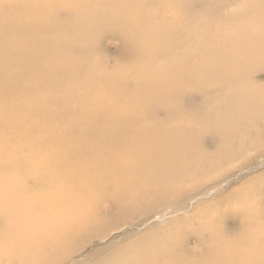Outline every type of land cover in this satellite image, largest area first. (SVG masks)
Wrapping results in <instances>:
<instances>
[{"label": "bare ground", "instance_id": "1", "mask_svg": "<svg viewBox=\"0 0 264 264\" xmlns=\"http://www.w3.org/2000/svg\"><path fill=\"white\" fill-rule=\"evenodd\" d=\"M0 26V264H77L217 189L105 264H264V178L227 191L264 153V0H0Z\"/></svg>", "mask_w": 264, "mask_h": 264}, {"label": "rangeland", "instance_id": "2", "mask_svg": "<svg viewBox=\"0 0 264 264\" xmlns=\"http://www.w3.org/2000/svg\"><path fill=\"white\" fill-rule=\"evenodd\" d=\"M1 33H2V30H1V26H0V35H1ZM104 48H105L106 52H108L111 55L116 53V45L108 39L104 45ZM13 69L18 70V68H13ZM12 73H13V71L7 73L6 78H5L6 82H8L10 80ZM188 103L189 102L187 101L186 104H188ZM191 103H195V102H191ZM194 105H197V104H194ZM192 107H193V104H192ZM247 124L248 123H245V125H244L246 128L243 126H241L239 128L241 132L246 131L247 126H248ZM258 128H259V130H256V131L260 132L261 131L260 128L261 129L263 128L262 124ZM256 155H259V153L253 152L250 155L251 161L248 163H244V161L242 159H239V160H236L234 163H232V166L231 165L228 166V168L232 171V173L230 174L231 178H229L228 181H230L232 184H234V183L235 184L232 188H228L227 191H231L233 188H236V187L240 186L241 184H245L246 182H252L254 180L264 178V153L261 155L260 159H257L258 157H255ZM214 184H215V181L212 182L210 185L206 186V192L210 188H212L214 186ZM206 192H200V193H206ZM216 192L220 193V189L215 190V192L211 193L209 195V197L206 199H202L199 202H197V201L193 202L191 205L188 206V208H186L183 211L174 212V213H171V212L166 213L167 215H165V217H163V218L162 217L161 218H153L150 222H148V224H146V226L136 225L134 227H130L129 229H122V230L117 231V232H112L110 238L101 244V246H107L109 244V246L107 247V249L105 251H103V252L97 251V252L92 253L93 250H96V248H98V245L97 246L95 245L92 247H87L88 249L85 250V252H83V254L81 255L83 258L77 257L74 259L75 261H73V262H77V264H105V263H107L106 260H108L109 257L112 255V253H110V255H108V254H105V252L109 253V251L111 250V248L115 242H118L119 246L125 247V245H127V244L128 245H134V244H138L140 242H148L147 240H148L149 236H150L149 240L155 239L157 236L163 235V232L166 231L163 229L164 225L172 224V222H170V221H174L175 218L188 217L189 213H191L193 210L201 208L202 205H204L210 198H213L212 196L216 195ZM157 219H159V220H157ZM132 231H137L138 234H136L134 236L133 235L127 236V234L132 232ZM228 231H229V229L226 230V232H228ZM146 232H147V235L142 236ZM151 236H152V238H151ZM159 244H162V243H159ZM163 245H161V247ZM189 245H190V243H189ZM164 246L163 247L166 248V245H164ZM89 254H90V256H88Z\"/></svg>", "mask_w": 264, "mask_h": 264}]
</instances>
